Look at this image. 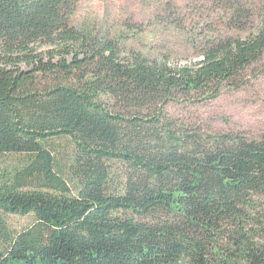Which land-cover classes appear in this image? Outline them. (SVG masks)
Here are the masks:
<instances>
[{"label": "trees", "instance_id": "16d2710c", "mask_svg": "<svg viewBox=\"0 0 264 264\" xmlns=\"http://www.w3.org/2000/svg\"><path fill=\"white\" fill-rule=\"evenodd\" d=\"M200 1L224 30L181 66L74 29L75 0H0V264H264V133L203 138L166 114L248 82L264 0ZM6 215L34 225L13 236Z\"/></svg>", "mask_w": 264, "mask_h": 264}, {"label": "rangeland", "instance_id": "374dc122", "mask_svg": "<svg viewBox=\"0 0 264 264\" xmlns=\"http://www.w3.org/2000/svg\"><path fill=\"white\" fill-rule=\"evenodd\" d=\"M76 11L71 25L104 38L121 39V48L141 53L150 60H169L171 65L200 61L199 36L210 29L223 31L218 14L200 0H75ZM255 2V0H247ZM221 17V18H222ZM244 36L245 33H240ZM21 68L26 70V66ZM239 90L226 89L215 100L192 99L171 103L167 116L191 133L208 135H245L259 139L264 133V61L249 74ZM57 170L73 188L71 169L73 146L67 138L48 142ZM13 236L30 230L32 215H6Z\"/></svg>", "mask_w": 264, "mask_h": 264}]
</instances>
